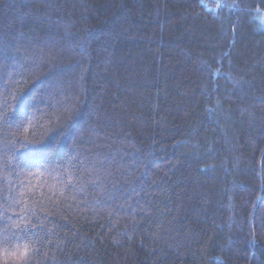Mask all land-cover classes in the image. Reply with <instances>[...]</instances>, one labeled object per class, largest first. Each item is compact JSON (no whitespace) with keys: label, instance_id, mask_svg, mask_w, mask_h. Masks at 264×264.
<instances>
[{"label":"trees","instance_id":"obj_1","mask_svg":"<svg viewBox=\"0 0 264 264\" xmlns=\"http://www.w3.org/2000/svg\"><path fill=\"white\" fill-rule=\"evenodd\" d=\"M0 264H264V0H0Z\"/></svg>","mask_w":264,"mask_h":264}]
</instances>
